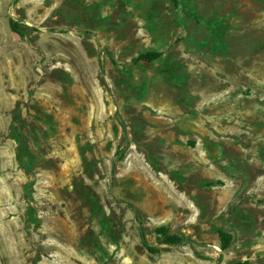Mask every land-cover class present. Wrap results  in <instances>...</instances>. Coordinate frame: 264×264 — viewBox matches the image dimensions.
<instances>
[{
  "label": "rangeland",
  "instance_id": "rangeland-1",
  "mask_svg": "<svg viewBox=\"0 0 264 264\" xmlns=\"http://www.w3.org/2000/svg\"><path fill=\"white\" fill-rule=\"evenodd\" d=\"M14 2L0 264H264V0Z\"/></svg>",
  "mask_w": 264,
  "mask_h": 264
},
{
  "label": "trees",
  "instance_id": "trees-1",
  "mask_svg": "<svg viewBox=\"0 0 264 264\" xmlns=\"http://www.w3.org/2000/svg\"><path fill=\"white\" fill-rule=\"evenodd\" d=\"M10 28L11 30L18 34L19 36H23L24 29L19 21H16L15 19H10ZM160 58V54L157 52H148L146 54H143L139 57L138 60L146 63H151ZM131 207V206H130ZM187 238L182 234H168L165 236L163 243L170 246H179L183 245L186 242ZM146 249L148 252L154 254L157 253L158 250L155 248L152 244L148 242H144Z\"/></svg>",
  "mask_w": 264,
  "mask_h": 264
},
{
  "label": "water",
  "instance_id": "water-1",
  "mask_svg": "<svg viewBox=\"0 0 264 264\" xmlns=\"http://www.w3.org/2000/svg\"><path fill=\"white\" fill-rule=\"evenodd\" d=\"M17 1H18V0H15L14 3H16ZM16 20L19 21V22H22L21 20H18V19H16ZM103 75H105V71H103ZM122 124H123V126H124V130H125L126 135H127V137H128L127 127H126V125H125L124 122H122ZM127 142H128V140H127ZM115 167H116V164L113 163V164H112V175L114 174ZM111 187L113 188V184H112V183H111ZM186 242L189 243V244L196 245V246H198V247H200V248H208V245L205 244V243H202V242L194 241V240H191V239H187Z\"/></svg>",
  "mask_w": 264,
  "mask_h": 264
}]
</instances>
